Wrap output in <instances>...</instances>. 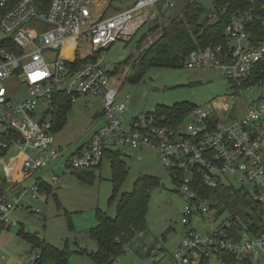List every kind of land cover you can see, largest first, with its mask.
I'll return each mask as SVG.
<instances>
[{"label":"built area","instance_id":"2783aa9c","mask_svg":"<svg viewBox=\"0 0 264 264\" xmlns=\"http://www.w3.org/2000/svg\"><path fill=\"white\" fill-rule=\"evenodd\" d=\"M95 1L0 0V31L5 34L0 39V162L12 154L10 165L0 170V230L17 224L10 213L24 208L25 197H36L38 182L26 187L22 183L61 154L52 118L55 95L63 92L72 103L80 96L98 100L104 116L103 127L68 157L72 168L99 167L108 145L148 147L157 152L176 190L187 196L181 219L186 236L169 264H248L264 259V94L228 124L214 116L212 106H197L178 123L145 113L124 126L125 104L117 101L119 90L109 86L101 52L117 40H130L145 23L162 19L174 0H135L109 17H104L109 2L97 14ZM208 16L216 19L217 11ZM260 18L255 0H249L224 28V45L193 49L183 65L217 69L234 91L230 97L238 99L242 90L255 85L249 81L264 64V39L254 45L247 31V24ZM10 78L23 83L27 95L11 100L4 85ZM233 181L253 185L246 192L252 201L248 210L258 220L249 228L241 219L228 218L201 236L193 219L215 220L222 210L213 191L231 189ZM206 190L213 193L206 196Z\"/></svg>","mask_w":264,"mask_h":264},{"label":"rangeland","instance_id":"374dc122","mask_svg":"<svg viewBox=\"0 0 264 264\" xmlns=\"http://www.w3.org/2000/svg\"><path fill=\"white\" fill-rule=\"evenodd\" d=\"M134 1L96 0L92 6L98 14L102 6L109 2L104 13V17H109L131 6ZM190 3L191 7L201 6L204 15L214 10L213 0H174L165 19L145 23L130 40H117L101 52V67L109 74V86L119 90L117 101L125 104L122 114L124 126H129L135 116L178 103L204 109L212 106L214 116L228 124L243 113L246 104L264 94V79L250 89L242 90L237 99L230 97L233 89L226 77L215 68L160 66L151 63L148 56L138 60L140 53L160 38L162 28L182 17ZM156 21L159 27L149 32ZM4 38L5 34L0 31V39ZM88 51L85 47L84 52ZM126 60H129L127 64L124 63ZM4 85L11 100L27 95L23 83L15 78L6 79ZM40 114L41 106L37 116ZM103 125L104 116L98 100L91 99L89 102L87 97L80 96L72 103L64 126L55 133V145L61 148V154L22 183L21 187H26L37 181L40 187L36 197H25L22 200L24 208L10 213V218L17 224L0 230V264L36 263L38 249L33 248L26 234L36 235L45 243L68 253L67 264H100L92 256L97 251L96 241L91 236V230L98 223L97 212L114 217L121 196L130 193L135 180L145 175L159 182L149 190L146 230L126 243L124 253L109 264H169L175 248L186 236L181 219L187 196L176 190L175 182L168 176L154 149L131 148L128 144H117L116 148L108 145L107 148L120 151L124 162L125 174L118 183L113 179L108 156H104L99 167L79 170L70 166L68 157L85 145ZM8 156L12 157V154ZM8 156L0 162L2 172L10 165ZM54 177L55 180L52 179ZM231 189L239 194L225 197L226 203L220 204L222 212L215 220L211 216L193 219V226L201 236L213 231L232 214L237 219H243V214L249 212L242 202V195L251 192L253 185L244 181L241 186L233 181ZM220 194L223 195L222 190ZM257 264H264V259L260 258Z\"/></svg>","mask_w":264,"mask_h":264},{"label":"trees","instance_id":"16d2710c","mask_svg":"<svg viewBox=\"0 0 264 264\" xmlns=\"http://www.w3.org/2000/svg\"><path fill=\"white\" fill-rule=\"evenodd\" d=\"M188 5L182 17L174 19L166 26L164 25L160 38L140 53L137 57L139 61L148 56L153 64L176 67L183 65L184 59L193 49L203 48L207 45H224L226 41L224 28L233 14H238L249 6V0H213V9L217 11L216 19H211L208 13L204 15V9L201 6L191 7V3ZM224 7L226 9L222 12ZM219 12L221 13L218 15ZM255 13L261 18L248 23L247 31L252 44L257 45L264 39V0H255ZM158 27L159 24L156 21L148 31H155ZM128 62L129 60H126L124 63L127 64ZM262 79H264V64L257 68L249 83L255 84ZM71 105L69 95L63 92L56 93L53 101L52 118L55 132H58L64 126ZM195 107L197 106L178 103L172 107H160L151 113L159 118H165V122L178 123L187 112ZM104 156L109 157L113 179L118 183L125 174V166L121 160L120 151L105 148ZM158 183V180L154 177L141 176L135 180L133 190L130 193H124L119 199L114 217H110L101 211L97 212L98 223L91 230V236L97 244V251L92 256L100 264H109L122 255L124 245L136 234L143 233L146 230L145 215L150 197L149 190ZM208 191H205L206 196L214 192L212 195L216 193L218 200L224 204L226 203L225 197L228 194H231V196L239 194L234 189H225L222 196L220 191ZM243 195V204L250 207L252 205L251 199L247 194ZM230 218L237 219L234 214ZM241 220L246 227L251 228L252 224L249 223L257 221L258 218L249 211L243 214ZM26 237L33 248L38 249V257L35 259L37 264H67L68 253L65 251H60L56 247L45 243L36 235L26 234ZM248 264L257 263L250 261Z\"/></svg>","mask_w":264,"mask_h":264},{"label":"crops","instance_id":"0c3cea01","mask_svg":"<svg viewBox=\"0 0 264 264\" xmlns=\"http://www.w3.org/2000/svg\"><path fill=\"white\" fill-rule=\"evenodd\" d=\"M163 19H165V16L161 20H163Z\"/></svg>","mask_w":264,"mask_h":264},{"label":"bare ground","instance_id":"6f19581e","mask_svg":"<svg viewBox=\"0 0 264 264\" xmlns=\"http://www.w3.org/2000/svg\"><path fill=\"white\" fill-rule=\"evenodd\" d=\"M17 175V174H16Z\"/></svg>","mask_w":264,"mask_h":264}]
</instances>
